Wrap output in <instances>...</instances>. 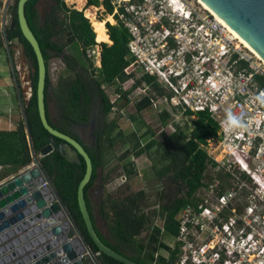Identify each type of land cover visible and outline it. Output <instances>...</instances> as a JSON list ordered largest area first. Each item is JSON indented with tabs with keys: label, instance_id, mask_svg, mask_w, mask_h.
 <instances>
[{
	"label": "trees",
	"instance_id": "trees-1",
	"mask_svg": "<svg viewBox=\"0 0 264 264\" xmlns=\"http://www.w3.org/2000/svg\"><path fill=\"white\" fill-rule=\"evenodd\" d=\"M86 1L87 6L102 5L106 14L113 13V7L108 0ZM18 2L19 0H14L7 9L10 24L4 32L8 44L18 42L22 46L32 68V95L26 103L21 94L19 95L24 106L35 158H32L24 121L21 118L15 131H0V182L18 175L37 159L97 263L123 264L101 253L85 226L78 204V187L86 172L84 159L77 154V162L69 161L60 152V148L65 147L66 143L50 135L41 123L36 94L37 60L19 27ZM41 2L42 0L26 2L24 15L45 62L46 117L51 127L80 144L91 161L92 174L83 189V196L98 238L107 247L136 264H176L179 261V242L176 241L170 247L163 239H177L180 231L179 214L186 209L200 213L204 200L198 197V193L207 189L215 179L219 181L216 189L218 195L226 192L235 181L231 174L212 171L216 163L205 149L208 141L217 136V123L206 114H197L192 123L194 128L189 134L176 128L169 134L160 133L156 137L155 133L149 130L147 133L150 140L143 145L140 138L133 133L136 142L131 150H127L119 158L120 162L129 160L120 166L122 176L129 180L138 175L130 156L138 159L142 155L148 156L151 150L156 149L164 162V166L157 173L162 181V190L158 195V215L162 224L152 225L148 214L142 210L145 201L143 191L133 192L130 187L117 189L107 193L97 203V214L108 235L107 238L104 237L95 223L90 193L97 180H100L103 186L108 183L113 171L103 175L109 162L108 156L112 155L113 146L118 141L115 137L120 135L118 119H109V116L113 109L118 107V103L122 109L134 101L136 115L151 110L150 99L140 97L142 83L152 87L155 93H161V90L153 78L140 75L138 64L129 57V35L122 26L106 23L107 32L97 35L89 20L84 17L83 11L67 6L64 0H51L47 9L41 12L38 8ZM97 36L100 37V44L96 43ZM2 41L1 34L0 48L3 47ZM95 46L100 47L99 68H94L91 58L87 56V51ZM53 58L60 59L64 66L55 85L51 84L49 77V62ZM259 81L264 84V78ZM111 95H119L120 100L113 104ZM185 116L190 118L192 114L186 113ZM170 117L168 112H160L158 121L161 126H167ZM117 130L114 137L113 134ZM88 136L93 138L91 144L83 139ZM49 144L53 146V151L39 157L41 150ZM240 181L245 185L251 183L249 177L243 173L240 174ZM249 195L243 194L246 201L240 206L232 205L235 200L223 208L213 225L222 227L227 224L235 216L233 210L238 213L246 211L251 204ZM234 223L238 224L235 221ZM161 251L167 252L168 255H161Z\"/></svg>",
	"mask_w": 264,
	"mask_h": 264
},
{
	"label": "built area",
	"instance_id": "built-area-1",
	"mask_svg": "<svg viewBox=\"0 0 264 264\" xmlns=\"http://www.w3.org/2000/svg\"><path fill=\"white\" fill-rule=\"evenodd\" d=\"M108 1L113 13L107 23L119 24L127 31L129 57L138 64L140 75L153 78L161 90V93H155L152 87L142 83L140 97H148L153 108L170 115L191 113L192 118L197 114L208 115L218 126L217 136L211 139L216 148L207 152L216 163L212 171L231 174L235 181L239 178L238 183H243L240 181L242 173L256 184L262 182L259 173L264 171V96L260 100L257 96L264 93V84L259 81L264 78L263 62L252 54L257 59L253 61L230 29L198 2L201 8L183 0ZM90 51H87L88 58ZM111 100L113 104L117 103L120 96L112 95ZM228 111L239 115L248 127L227 133L223 122ZM121 180L126 181L123 176ZM218 184L215 179L207 188L216 194L213 206L205 205L204 201L200 213L190 209L181 213L176 241H184L188 233L196 230L191 226L198 225L194 223L197 218L203 217L213 225L218 213L237 200L233 191L218 195ZM41 187H47V183ZM234 225L230 219L223 226L224 233L229 235ZM244 237L241 233L239 239L231 240L229 250L223 244L212 249L213 252L201 247L191 257L184 256L179 264H217L227 254L228 259L244 256L245 248H251L248 243L253 241L247 240L244 246ZM223 263L237 264L227 259Z\"/></svg>",
	"mask_w": 264,
	"mask_h": 264
},
{
	"label": "water",
	"instance_id": "water-1",
	"mask_svg": "<svg viewBox=\"0 0 264 264\" xmlns=\"http://www.w3.org/2000/svg\"><path fill=\"white\" fill-rule=\"evenodd\" d=\"M9 1L7 0L6 2L5 11ZM28 1L19 0L17 14L22 35L32 47L37 60L38 80L36 94L41 123L50 135L66 143L65 148H60L62 155L69 161L77 162V154H79L85 161L86 172L78 187V204L87 231L98 250L104 255L123 264H136L129 258L107 247L98 238L83 196V189L90 181L92 174L91 161L80 144L55 130L47 121L45 103L46 67L38 43L25 19L24 6ZM200 1L238 38L264 60V0ZM4 25L5 23L3 22V29ZM3 39L18 93L29 149L32 158H35L33 155L31 136L24 114V106L18 92L16 75L8 52V42L4 30ZM29 82H31V78ZM29 91L31 97V87ZM52 151L53 146L49 144L41 150L39 157H44ZM44 183H47V187L42 188L41 186ZM46 192L53 194L54 199H56L53 205H50L45 199ZM61 209L67 216V223L71 225L68 230L55 219V215ZM35 235L38 236L37 239H35ZM38 240L42 242L49 240V243L43 248H37ZM74 240H79L81 246L76 247L73 243ZM14 248H16L15 251L13 250ZM22 255L23 257L19 259ZM92 256L91 250L83 241L61 199L51 183L47 180L37 159H34L32 169H26L13 179L3 182L0 185V264H8L11 261L14 262L13 264H98L92 261Z\"/></svg>",
	"mask_w": 264,
	"mask_h": 264
},
{
	"label": "rangeland",
	"instance_id": "rangeland-1",
	"mask_svg": "<svg viewBox=\"0 0 264 264\" xmlns=\"http://www.w3.org/2000/svg\"><path fill=\"white\" fill-rule=\"evenodd\" d=\"M13 1L14 0L9 1L8 7L13 3ZM64 1L67 6L72 7L78 11H83L84 17L87 19V11H91L92 14H95V28H93L94 25L91 23L90 19L88 20L90 22L91 28L96 34L101 35L107 32L105 24L107 22H110V17L108 14L105 13V10L101 6L93 7L92 9V7L86 5L87 3L85 0L83 5L81 6L76 4L74 0ZM183 1L190 6L195 5L196 8H201L195 0ZM6 2L7 0H0V35H3V30H5L6 27L10 24V17L7 12L8 7L5 11ZM50 4L51 0H42L38 8L41 12H44ZM3 22L5 23L4 29L2 27ZM99 23L103 24L102 28L100 29H98ZM96 31L100 33H97ZM98 39L99 38L96 39L97 44L101 43ZM2 42L3 47L0 48V68L2 69V74L5 78L6 75H9L10 77L11 82L7 81V84L8 82L9 84H11H8V92L9 97L12 98L10 103L14 104V102H17L18 93L16 90V86L14 88V84L11 78L12 70L10 67L4 39ZM8 52L12 61L14 73L16 75L18 92L19 94H21V97L26 103L30 98L29 89L31 87V82H29V80L31 78L32 73L31 64L25 56L22 46L18 42L8 44ZM99 52L100 47L95 46L93 49H91L90 53H88L90 55L94 68H99L100 66ZM244 52L250 55L253 61H257V59L249 51L245 49ZM63 68L64 66L60 59L53 58L50 60L49 77L52 85L56 84L57 78ZM107 93L110 94V91L107 90ZM150 96H152V93H150ZM134 103L135 102L133 101L132 104H129L128 106L122 109L119 108L120 103H118V107L113 110L114 113L112 112V114H110L109 116V119H118L120 135L115 137L118 130L115 131L113 134L115 139H118V141H116L113 146L112 155L108 156L109 162L103 175L106 176L111 170L113 171L111 172V175L108 178V183L103 186L101 185L100 180H97L90 193V199L93 206V215L96 226L101 232V234H103V236L106 238L108 237L106 228L103 222L100 221L99 216L97 214V203L98 200L102 199L107 193L116 191L117 189L123 190L126 187H130L133 192L143 191L145 194V201L143 203L142 210L148 214L152 225L161 226L162 224L158 215V195L162 190V181L160 177H158L157 173L164 166V162L157 154L156 149L151 150L148 156L142 155L138 159L134 156H130V161L135 164L138 175L133 177L132 179H127L125 182H122L121 180L123 172L120 169V166L126 164L129 160H124L120 162L119 158L127 150H131L134 143L136 142V138L133 137V133L136 134L137 138H140L141 143L143 145L144 143L150 140V135L149 133H147L149 130L152 133H155L156 137L159 136L160 133L169 134L173 132V130H176V128L184 130L187 134H189L194 128L192 123L194 120H196V117L189 118L186 116H181L180 114H175L171 115L167 126L163 127L158 121V114L160 113L158 109L151 107V110L136 115ZM19 105L20 104L18 103V108ZM19 109L18 113L21 118L22 114ZM50 111L52 112V108L50 109ZM132 117L135 118L132 119ZM89 136L88 138L83 137V139H85L86 143L91 144L93 142V138ZM215 148V141L210 139L207 143V146L205 147L206 151L211 153ZM28 167V169H32L33 163L30 164ZM259 176H261L262 180V182H260L259 184L254 183V181L250 178L251 183L243 185V183H238L239 178H237L236 181L232 184V186L229 189H226V191L235 192L237 200L235 203L232 204L235 207L240 206L243 202L246 201L243 196V194L245 193L250 194L249 200H251V204L246 209V211L238 213L236 210H233L235 216L231 218V222L235 221L238 222V224L236 223L234 225L230 234L227 235L224 233V225L219 228L217 226L211 225L210 223L208 224V220L206 221L205 218L199 217L194 221V223H197L198 225L194 224L193 226H191L193 228H196V230H193V232H201V236L196 238L194 245H199L200 248L204 247L205 250H216L223 245L228 247L231 243V240H233L234 238L239 239V235L243 233L245 235L244 238L246 239L242 242V245L245 246L247 240L252 239L253 241H250L248 243V245L250 244L249 246H251V248H245L244 256L237 255L236 257H233V259L230 258L227 260L229 262L236 261L237 264H264V171L262 173H259ZM237 177L239 176L237 175ZM6 180L7 178L5 180H2L1 182H6ZM243 188L245 189V191H243ZM198 197L202 198L205 201V205L209 207L213 206L216 200V194L210 193L209 189L200 190L198 193ZM55 202L56 199L51 201L49 204L53 205ZM249 209H251L252 211H250ZM180 217L181 214H179L178 218ZM66 221H68L67 216L58 221V223L61 224ZM37 238L38 236L35 235V239ZM163 241L166 245L170 247H172L173 244L176 242V240L173 241L170 238H164ZM48 243L49 240H45L43 242L38 240V245L36 247L43 248ZM229 249L230 248L228 247V250ZM160 254L163 256L167 255L165 251H161ZM92 257V261H95L97 263L95 257Z\"/></svg>",
	"mask_w": 264,
	"mask_h": 264
},
{
	"label": "crops",
	"instance_id": "crops-1",
	"mask_svg": "<svg viewBox=\"0 0 264 264\" xmlns=\"http://www.w3.org/2000/svg\"><path fill=\"white\" fill-rule=\"evenodd\" d=\"M83 3H84V0L82 1V5ZM94 15L95 14H93V19L88 18L90 19L93 25L96 24V22H94L95 21ZM97 38H99L98 40L101 42L100 37L97 36ZM11 78H12L14 88H15V83H14L12 73H11ZM7 81L11 82L9 75H6V78H5L2 74V69L0 68V131H4V132L15 131L19 120L22 118V116L20 118V115L18 113V109L20 108V105L18 108V103H19L18 97H17V102H14V104L10 103L12 98L9 97V92H8L9 82L7 84ZM19 111L21 110L19 109Z\"/></svg>",
	"mask_w": 264,
	"mask_h": 264
},
{
	"label": "bare ground",
	"instance_id": "bare-ground-1",
	"mask_svg": "<svg viewBox=\"0 0 264 264\" xmlns=\"http://www.w3.org/2000/svg\"><path fill=\"white\" fill-rule=\"evenodd\" d=\"M82 1L83 0H75V2H76V4H78L79 6H81L82 5ZM203 8H205L206 10H208L210 13H212L200 0H196ZM213 14V13H212ZM214 15V14H213ZM86 16L88 17V18H91V19H93V14L90 12V11H87L86 12ZM215 16V15H214ZM216 17V16H215ZM95 18V17H94ZM217 18V17H216ZM218 19V18H217ZM95 20V19H94ZM219 20V19H218ZM96 21V20H95ZM220 21V20H219ZM221 22V21H220ZM222 23V22H221ZM102 26H103V24H101V23H99L98 24V29H100V28H102ZM231 31V30H230ZM232 32V31H231ZM233 33V32H232ZM233 35L241 42V44L244 46V48H246L251 54H253L256 58H258L259 60H261L262 62H263V64H264V60L257 54V53H255L250 47H248L240 38H238L234 33H233ZM97 39V38H96ZM45 199L47 200V202L48 203H50L51 201H53L54 200V196H53V194H51L50 192H46L45 193ZM64 217H66V215H65V212L61 209L56 215H55V219L57 220V221H60L61 219H63ZM62 225H63V227L66 229V230H68L70 227H71V225L69 224V223H67V221H66V223L64 222V223H61ZM49 239H51V237H49ZM73 243H74V245L76 246V247H79V246H81V243H80V241L79 240H74L73 241ZM92 264V263H91Z\"/></svg>",
	"mask_w": 264,
	"mask_h": 264
},
{
	"label": "flooded vegetation",
	"instance_id": "flooded-vegetation-1",
	"mask_svg": "<svg viewBox=\"0 0 264 264\" xmlns=\"http://www.w3.org/2000/svg\"><path fill=\"white\" fill-rule=\"evenodd\" d=\"M65 147H61V148H65ZM200 236H201V232L198 233V232H193L192 231V232L188 233V235L185 237L184 241H180L179 242V252L177 254V257H178L179 261H177L176 264H179L180 260L184 256L187 257V258H188V256L191 257L193 255L194 251H199L200 250V246L199 245H194V242H195L196 238H198ZM211 251L213 252L214 250H211ZM166 254L168 255L167 252H166ZM226 259H228L227 256L224 257L223 260H226ZM188 264H190V263H188Z\"/></svg>",
	"mask_w": 264,
	"mask_h": 264
},
{
	"label": "clouds",
	"instance_id": "clouds-1",
	"mask_svg": "<svg viewBox=\"0 0 264 264\" xmlns=\"http://www.w3.org/2000/svg\"><path fill=\"white\" fill-rule=\"evenodd\" d=\"M262 96H264V93H261L259 96H257V99L260 100ZM223 123L225 126V131L229 134H232L233 132H236L238 130L246 129L248 127V124L242 121L239 115L234 114L231 111H228L227 119L224 120ZM222 263H223V259L217 261V264H222Z\"/></svg>",
	"mask_w": 264,
	"mask_h": 264
}]
</instances>
